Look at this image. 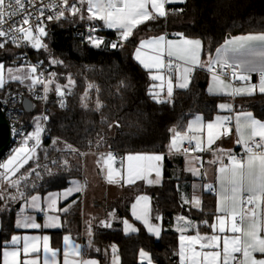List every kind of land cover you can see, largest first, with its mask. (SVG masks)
<instances>
[{"label": "snow or ice", "instance_id": "obj_1", "mask_svg": "<svg viewBox=\"0 0 264 264\" xmlns=\"http://www.w3.org/2000/svg\"><path fill=\"white\" fill-rule=\"evenodd\" d=\"M180 2L185 3L186 0H105L98 3L97 0H87V19L103 21L104 27L113 29L117 33V41L110 42L107 47L111 49L123 48L124 42L129 41L133 36L134 30L140 25L146 24L149 21H154L157 18H165L168 12L165 5L169 3ZM85 0H62V7L58 6L56 14L48 15L47 20L69 19L65 16V10L70 13L71 17H75L81 13V8L84 6ZM79 5V7H78ZM29 6L35 7L34 0H0V49L5 48V44L9 41L17 47L26 44L34 50L43 49L50 53L48 44L44 42L45 37H49L44 25L43 8L40 9V18L35 17L34 13L29 10ZM150 6V8H149ZM151 9V10H150ZM175 11L182 12L183 9ZM81 19L84 16L81 14ZM39 20L33 25L30 21ZM7 25V27H5ZM97 29L92 27L89 29V35L85 37L90 47L100 49L104 45V39L93 35ZM176 39H169L167 34L152 36L148 39H141L136 47L134 59L145 70L148 71L152 81H159V84L150 85L149 95L156 100L157 103L171 102L173 96V83L171 75L167 80V99H161V94L164 90L163 71L167 70L169 74L175 69L176 87L187 89L190 83V75L194 68L207 67L211 73L212 84L208 88V92L214 95H226L230 97L247 96L252 97L257 92L264 94V33L259 35H243L231 37L225 43L215 50V56L208 54V60L201 62L200 54L203 50L202 42L199 39H189L183 33H176ZM50 64H62L55 58L50 59ZM43 61L37 64H31L24 70V65H21L14 74L13 69L9 67L7 73L10 79L5 78V65L0 62V90L5 89L6 84L12 81H19L21 84L25 81H30L28 85L30 90L36 88L37 85H43L44 97L47 99V94L50 91V85L53 84L55 72L49 73V78H44V73L41 71L37 74V70ZM219 69V72L217 71ZM230 70V75L233 81H239L240 87H234L232 83H226L221 79L222 74H227ZM253 72L259 73L258 84L250 82V74ZM75 81L68 77V83L63 87L56 84L55 92L57 96L63 98L65 95L64 89L71 91V87ZM91 87V86H90ZM159 89V91H156ZM15 94L9 92L3 98H0V112L7 108L10 101H15ZM63 107V99L60 101ZM219 109L232 111L230 103H222L218 105ZM12 109H8V114L11 115ZM48 119L47 116L44 117ZM232 120L231 116H217L214 121L202 122V118H194L188 124V131L181 132L175 128L171 129L172 136L168 145L169 152H180L183 142L187 141L189 145L194 141V151L202 152L210 149L211 145L219 140L222 135H228L230 128L227 127ZM236 130L239 133L237 144H240L244 155L237 157L230 151L227 153L228 163L225 164L219 156L210 164L219 163L217 169V180L220 185V190L217 193L218 205L217 212L222 215L216 216L217 223L211 225L213 231L219 233L231 232L233 235H225L223 237L222 252L220 247V235L201 236L199 232L195 235H185L189 229L193 227V222L181 216L183 226L178 227L180 233L179 239V264H264V258L257 259L254 254L259 253L264 257V220L259 218L257 209L261 203H264V121L254 117L251 111H240L235 115ZM119 126V125H117ZM206 128L207 147H205L200 135H191L189 132L202 133ZM44 128L39 123V118L36 119L35 130L24 133L21 129L16 131L13 127L12 135L14 137H22L20 146L13 150V153L3 163H0V184H6L7 187H0V201H3L5 208L9 201L20 202L23 212L25 207L36 212L44 213L47 221L44 228H60V217L58 215L48 216V212H56L58 201L67 200L73 192L82 191V186L79 184L73 187H68L62 192L49 193L43 198L39 195L26 196L24 188L28 186V177L35 173L37 178H41V173L36 171L41 167L39 163L35 168L27 171V174L17 176L24 165L30 160H38L37 149L41 145V134ZM259 138V139H257ZM30 141L32 142L30 144ZM55 144L56 141L54 140ZM69 151H76L71 145L67 146ZM190 148H183L185 154L189 153ZM104 167L100 171L106 169V179L109 183H117L123 181L124 185H133L138 180L145 181L148 185L159 184L161 180V167L164 159V154H148V153H129L119 161L120 167L114 168L113 165L117 162V157L110 151L106 156L102 157ZM196 159H199L197 157ZM56 167L61 165L57 161L52 162ZM99 163V161H98ZM191 163V161H190ZM68 161L65 160L63 165L67 167ZM47 171L48 166L44 165ZM193 175H200L199 169L189 168ZM154 178H152V174ZM47 175L58 182V177L51 171H47ZM15 177V179H13ZM14 189V191H9ZM208 191L216 192L212 184L205 185ZM245 194H247L245 196ZM185 204L191 203V206L197 209L201 208V199L199 196H192L191 201L183 198ZM76 201H72L75 204ZM72 204L60 208L59 211L67 213ZM253 206L248 208L247 206ZM4 209H0L3 211ZM11 209L9 208L8 211ZM150 197L147 195H139L131 205V214L137 221H141L150 233L156 237L161 235L160 226L151 223L150 220ZM113 216V213H109ZM160 220V216L155 217ZM226 219H230V226L226 225ZM207 223V221H204ZM124 231L136 232L137 229L129 224L128 220L123 221ZM17 229H40L41 224L36 223L32 216H18L15 221ZM98 227L104 229L112 228L110 220H101ZM89 237L92 236V227L89 223ZM43 240V264H57V251L49 248V236L44 235H11L9 240L4 241L0 247L3 248L2 264H37L36 259H29L30 254H38L41 249L39 242ZM70 237H63L65 249L63 264H98L94 259H81L72 261L69 259L71 254L81 256L79 244L69 245ZM22 243V249L20 247ZM199 245L200 251L196 250ZM210 249V251H204ZM99 252V249H96ZM117 249L113 245V261L112 264H119L118 258L115 256ZM21 252L24 255V260H20ZM141 264L144 258L148 257V253L141 250L139 253ZM148 264H152L149 258Z\"/></svg>", "mask_w": 264, "mask_h": 264}, {"label": "trees", "instance_id": "obj_2", "mask_svg": "<svg viewBox=\"0 0 264 264\" xmlns=\"http://www.w3.org/2000/svg\"><path fill=\"white\" fill-rule=\"evenodd\" d=\"M177 9L183 11H175ZM70 18L71 22L59 20L48 27L49 37H45L44 42L48 44L50 53L43 49L33 52V57L43 61L56 76L49 93L51 103L46 122L49 135L37 149V152L41 148L48 149V154L46 158L35 162L41 165L36 169L41 173V178H37L35 173L28 177V186L24 188L26 196L60 192L68 188L71 180L81 178L83 161L80 151L88 153L108 150L124 156L129 153H167L171 129L185 130L188 122L196 115H202L206 121L211 120L219 112L218 104L224 98L208 94V76L204 71H197L190 87L176 92L171 102L157 103L149 95V73L134 59L140 37L148 32V27L168 34L183 33L185 37L202 39L205 50L214 52L228 36L264 33V0H186L183 4L171 6L167 17L138 29L132 39L124 42L123 48L115 50L107 47L111 38L117 35L109 30L105 32L104 45L100 49L82 42L85 32L82 26L89 23L103 28L101 21ZM51 58L63 63L52 65L49 62ZM69 76L75 84L70 92L64 89L67 95L61 98V107V99L57 96L55 87L56 84L61 87L67 84ZM1 93L2 90L0 95ZM239 100L238 109L252 111L255 116L264 120V94L242 97ZM68 145L76 151H69ZM9 151L10 148L3 159ZM65 160L68 161L67 167L63 165ZM31 161L20 169L17 176L35 168L36 164L33 166ZM53 161L59 162L61 166L56 167ZM44 165L48 166L47 171L58 177V182L47 175ZM164 172L163 184L148 189L154 211L162 215L161 237L156 239L143 228L136 234L125 235L121 230V222L112 225L110 229L100 228L98 225L103 218H98L94 222L93 233L97 242L96 249L100 251L90 249V252L103 264L109 263L113 245L117 247L121 264H141V250L150 255L154 264H179L178 235L173 224L180 213L199 223L202 233L210 232L215 196L212 193L204 194L200 209L186 207L178 197L180 179L174 178L171 166L166 162ZM145 190L147 189L143 184L131 188L122 200L125 202L120 212L126 211L129 217L128 210L134 198ZM79 198L80 195H77L68 202ZM16 204L10 205L11 210L0 215V245L15 231L13 213ZM76 217L79 215L76 214ZM74 222L78 225L79 219L70 220L69 225L72 226ZM66 229L51 233L61 236L68 230ZM59 244L54 241V245ZM2 250L0 247V264Z\"/></svg>", "mask_w": 264, "mask_h": 264}, {"label": "crops", "instance_id": "obj_3", "mask_svg": "<svg viewBox=\"0 0 264 264\" xmlns=\"http://www.w3.org/2000/svg\"><path fill=\"white\" fill-rule=\"evenodd\" d=\"M69 3H72V0H69ZM179 4H183V3L174 2V3L166 4L165 9L168 12L169 8L171 6H175V5H179ZM78 7H79V5H78ZM149 8H150V6H149ZM81 14L84 16V19L80 18ZM69 16H70V13H69ZM87 16H88L87 0H85V4L81 8V13H78L75 17H72V18H77L80 20H89V19H87ZM160 19H162V18H157L154 21H149L146 24L140 25L137 29L134 30V34H133L132 38L135 36V33L138 29H140L141 27L146 26L148 24H151L153 22H156ZM93 20H95V19H93ZM95 21H100V20H95ZM101 22H102L104 29L116 32L113 29H108V28L104 27L103 21H101ZM153 30L154 29L152 27H148L147 28L148 32L145 33L142 37H140V40L141 39H148L152 36H158L161 34H167V37L169 39H176L177 38L176 36H171L168 33H164L162 31H153ZM251 34L259 35L262 33H251ZM232 37H234V36H232ZM187 38H189V37H187ZM189 39L201 40L202 46H203V50L200 54L201 62H206L208 60V54L209 53H211L213 57L215 56V51L209 52L208 50H205V45H204V42L202 39H200V38H189ZM134 53H135V51H134ZM193 71H194V75L197 71L206 72V75L208 76V84H207V92H208V88H209L210 84H212L213 82L211 80V73L208 72L207 67H205V68L197 67V68H194ZM163 75L165 77V80H164V90L161 94V99H167V80H168L169 75H171L172 83H173V96L178 91L187 90L190 87L191 82H192L190 80L189 87L187 89H180V88L176 87V83H177V81H176L177 73L176 72H172L171 74H169L167 71L164 70ZM250 77H251L250 82L252 84H258L259 73L253 72L250 74ZM221 79L225 80L226 83H232L234 87L243 86L241 84H236L233 80H228L226 78H221ZM154 83L159 84L160 82L151 80V85ZM156 91H159V89H156ZM208 94L211 96L224 98V100H221L219 102V104L230 103L232 105V111L229 112L227 110H221L218 107L219 112L211 120L206 121L202 115H196L190 121H192L194 118L198 117V118H202V122L206 124L207 122L214 121L217 116H221V117L231 116L232 117V125L229 127L231 131L228 135H222L219 140H216V142L211 145L210 149L202 151V152H198V153L204 154L202 160L196 159L197 157L195 155L185 154L183 152L184 145L188 143L187 141H184L180 152H175V151L169 152V149H168L167 153H163L164 159L162 161L161 180H160L159 184L148 185L145 181L138 180L133 185H124L122 180H119L117 183H109L106 179V169L103 172L100 171V169L102 167H104L102 157L106 156L107 153L110 151L105 150L103 152H88L82 157V161H83L82 177L81 178H75V180L73 179V181H81V182L88 181V188L87 187L84 188V186H83L82 193L79 194V192H73V194L67 200L58 201L57 211L47 213L48 216L58 215L60 217L61 227L60 228H44L43 225L48 221H47L46 215L44 213H42L41 215H38V218L41 221L40 222L35 221L36 223H39L42 225V227L40 229H17L15 227L16 218L14 217L13 223H14L15 231H13V233L11 235L15 234V235H20L21 237H23L24 235H39L41 237H43L44 235H48L49 236V242H48L49 248L54 250V251H57V264H63V259H64L63 253H64V249H65L63 237L65 235H68L70 237L69 245L79 244L80 249H81V256L77 257L74 254H71V248H70L69 249V251H70L69 259L70 260L78 261L81 259H94L98 262V264H103L102 261L97 256H95L94 254H92L90 252V248L87 247L86 242H84V239H82L81 237H78L77 235L73 234L72 232L68 231L67 229H66L67 231H65L61 236H54L51 233L53 231H59V230H63L66 228V226H65L66 213L60 212L59 209L63 208L61 206L63 204H65V202H68L73 197L80 195V198L78 200H76L74 207H76L75 209L78 208L80 213H82V215L86 214V216H88L90 218L91 222L94 223L98 218H103V220H105V221L110 220L112 225L121 222L122 223L121 230H122L123 234H125V235L136 234V233H138L140 228H143L150 236H152L156 239L160 238L162 235V232H163L162 215L159 214L158 212L154 211L153 200L151 198L150 193H148V189L149 188H156V187H159L163 184L164 173H165L164 172L165 162L168 163L169 166H171V174H173L174 178L180 179V182L178 183V185L180 187L178 197H179L180 202L184 206L194 208L191 206V203L185 204L183 202V198H187L189 201H191L192 196H194V195L199 196V198L201 199V205H202L204 194L212 193L215 196V209H214V216H213V220H212L211 225L213 223H217L216 216L222 215V213L217 212V205H218V199H219L217 193L220 190V185H219V182L217 180V175H218L217 169L220 165H219V163L210 164L209 161L215 160L219 156L220 158L223 159V162L225 164H227L228 163L227 153L230 151L232 154H234V153H236L242 149V146L240 144H237V140L239 139V133L236 130L235 115H236V113H238L240 111H249V110L238 109L239 104H240L239 99L242 97H247V96H236L233 98V97L226 96V95H214V94H210L209 92H208ZM256 94H260V93L257 92ZM173 96H172V98H173ZM253 115L255 118H257L261 121H264L263 119H260L257 116H255L254 113H253ZM189 122H188V124H189ZM188 124H187L186 129L182 130L181 132H187L188 131ZM177 131H180V130H177ZM188 134H189V136L200 135L202 137V140H203L205 147H207L206 128L202 133L193 131V132H189ZM194 144H195V142L193 141L192 142L193 147H194ZM148 154H161V153H148ZM9 156H7L5 158V161L7 160V158ZM98 161H99V163H98ZM190 161H191V163H190ZM115 165H116V163L114 164V166ZM117 165H118V163H117ZM190 167L199 169L200 175H198V176L193 175V173L191 171H189ZM154 175L155 174L153 173L152 178H154ZM73 181L71 180V182H73ZM71 182H70V184H71ZM141 184H143L145 186V189H147V190H145L141 194H138L137 196L147 195L150 197V208H151L150 220H151V223L158 224L160 226L161 235L159 237H156L153 233H150L148 231L147 227L141 221L135 220V218L131 214V206L128 210L129 217H128L126 211H122V213L120 212V209L123 207V202H125V201L122 202V200L125 197V195L128 194L127 192L131 188H133L135 186H139ZM208 184H212L213 187L216 189V192L206 190L205 185H208ZM60 192H62V191H60ZM46 195H48V193L45 195H42V198H44ZM246 195L247 194H245V196ZM136 197L134 198L133 203L135 202ZM42 201H43V199H42ZM70 204H72V202H70ZM72 207H73V204H72ZM194 209H197V208H194ZM257 211L259 214V218L264 220V203H261L260 208L257 209ZM109 213H113V216H109ZM156 216H160L161 219L156 220L155 219ZM181 216H183L186 219L193 222V227L191 229H189L187 232H185L184 233L185 235H195L197 232H199L201 236H212V235H220L221 236V240L219 242L220 243L219 249H211V250H220L222 252L223 237L225 235H228V236L233 235L229 231H226L225 233H219L217 230L214 232L211 225H210L211 230L209 233H202L200 230L199 223L193 221L186 214L180 213L179 215H177L175 217L174 224H173V229L177 232L178 237H179L180 233L177 231V228L183 226V223H184L182 220L178 219V217H181ZM125 219L128 220L129 224H131L133 227H135L137 229L136 232L125 233L124 224H123V221ZM230 223H231L230 219H226V225L230 226ZM54 241H58L60 244L54 245ZM22 243H23V241H21V245H20L21 249H22ZM39 246H40L41 251L38 254H30L28 258L29 259H36L37 264H43V262H44L43 240H41L39 242ZM112 249H113V246L111 247V256H110L108 264H112V261H113ZM116 249H117V247H116ZM196 250L200 251L199 245L196 246ZM204 251H210V249H204ZM2 252H3V250H2ZM178 253H179V239H178V250H177V259H178V263H179ZM254 255L256 256L257 259L264 258L259 253H256ZM115 256L118 258L119 264H121L120 257L118 255V250L116 251ZM149 256L144 258L143 263L148 264L149 258L151 259V257H149ZM24 258L25 257L23 255V253L21 252L20 260L23 261ZM152 264H154L153 261H152Z\"/></svg>", "mask_w": 264, "mask_h": 264}, {"label": "built area", "instance_id": "obj_4", "mask_svg": "<svg viewBox=\"0 0 264 264\" xmlns=\"http://www.w3.org/2000/svg\"><path fill=\"white\" fill-rule=\"evenodd\" d=\"M35 7L32 8L29 6V10L34 13L35 17L40 18V9L43 8L44 11V16L42 19L44 20V25L46 27V31L49 26L55 24L58 22L56 19H53L52 21L47 20L48 15H55L56 12L58 11V6L62 7V0H34ZM65 16L70 17L69 13L67 10H65ZM60 20H65L67 22H71V18L69 19H60ZM39 20H33L30 21L33 25L38 23ZM77 26H81L79 23H75ZM7 27V25H5ZM95 27L97 31L93 33V35L97 37H102L103 39L106 38L105 32L106 29L104 28H98L96 26H92L89 23H85L82 28L85 29L84 34L82 35V42L88 44L86 41L85 37L89 35V29ZM174 34H170L171 36H176ZM112 41H117V35L116 37L111 38ZM89 45V44H88ZM33 52L34 49H32L29 45H22L21 47H17L15 44L11 43L10 41L5 44L4 49H0V61L10 58L12 56H16L15 64L16 65H26L29 66L31 64H37L40 60L36 59L33 57ZM41 71L44 73V78L47 79L49 78V73H51L50 69L48 66L45 64H40L37 70V74H39ZM167 71V70H165ZM219 72V69H217ZM168 72V71H167ZM172 72H176L175 69ZM221 78H226L228 80H232L231 75H230V70H228L227 74H222ZM194 79V71H192L190 75V80L192 81ZM236 84H241L239 81H234ZM30 84V81H25V83L21 84L19 81H12L8 84H6L5 89L2 90V93L0 95V98H3L7 93L11 92L15 94V101L8 104L7 108H5L4 111H2L10 125L11 128V133L13 127L15 128L16 131H20L21 129L23 130L24 133L34 131V126H35V121L37 118L41 120V126L44 128V132L41 134V142L43 141L44 138H46L49 135V128L46 125L47 120L49 119V105L51 103L49 93L47 94V99H43L44 97V91H43V85H37L35 89L30 90L28 85ZM50 87V86H49ZM67 93H65L64 96H66ZM59 97V96H58ZM61 99V97H59ZM28 100L32 103V109L31 111H28L24 108V101ZM59 103V102H58ZM8 109H12L11 115L8 114ZM47 116L48 119L45 120L44 117ZM232 125V120L229 122L227 127H230ZM22 137H14L12 135V144L10 147V153H13V150L20 146V141ZM259 139V138H257ZM184 148H190L189 153L187 154H192L195 155L196 157H199V160L203 159L204 154L203 153H198L194 150L193 145H189V143L184 145ZM112 153L117 157V162L118 165L119 161L121 158L124 157L123 154L119 152L112 151ZM86 154V152H81L80 155L83 157ZM238 158L244 155L243 149L240 151L234 153ZM5 161V158L0 160V163H3ZM2 171V169H0ZM248 208H252L253 206L249 205L247 206Z\"/></svg>", "mask_w": 264, "mask_h": 264}, {"label": "rangeland", "instance_id": "obj_5", "mask_svg": "<svg viewBox=\"0 0 264 264\" xmlns=\"http://www.w3.org/2000/svg\"><path fill=\"white\" fill-rule=\"evenodd\" d=\"M98 3H101V2H105V0H97ZM246 35H249V34H246ZM236 36H243V35H236ZM234 36V37H236ZM132 38V37H131ZM130 38V39H131ZM229 39V38H228ZM16 56H12L10 58H6L0 62L4 63L5 65V78L6 79H10L9 76H8V73H7V69L9 67H11L13 69V73L14 74H21L19 72H17V69H19L21 67L22 64L20 65H16L14 62H15V59ZM27 67L26 65H24V70L27 71ZM240 87V86H239ZM36 123V121H35ZM39 123L41 124V120L39 119ZM34 130H35V126H34ZM31 144V143H30ZM48 152V149H43L41 148L38 152H37V155H38V160H42L44 157L46 158L47 156V153ZM12 153H8L7 156L11 155ZM6 156V157H7ZM38 160H35V161H31L33 162V166L36 164L35 162H37ZM118 162H116V165L113 167L114 168H119L120 166L117 165ZM27 165V164H26ZM24 165V166H26ZM28 171V170H27ZM27 171H25L23 174H27ZM75 180V179H74ZM73 181V180H72ZM76 184H79L82 186V190H83V186L84 188H88V181H84V182H81V181H73L71 182V184L68 186V187H73L74 185ZM7 186V185H6ZM4 184H0V187H6ZM49 193H57V192H49ZM48 193V194H49ZM82 193V191L79 192V194ZM34 195H39L41 197V203H42V206H44L43 204V201H42V195L40 194H34ZM21 202V201H20ZM0 203H2V205L0 206V209H4L3 211H0V215L5 212V211H8V209L10 208V205H14L16 204L17 202H12V201H9L8 204H7V208H5V204L3 201H0ZM19 203V202H18ZM17 203V204H18ZM16 204V205H17ZM68 204H70L69 202H65L64 204V207H66ZM15 205V206H16ZM76 207H74V204H73V207L66 213V219H65V226L68 230L72 231L73 234L77 235L78 237H81L82 239L85 240L86 244H87V247L90 248V249H96V239H95V236H94V233H93V225L94 223L91 222L90 218L88 216L85 215H82V213H80L79 210L75 209ZM20 209H21V206L19 209H16L15 207V211L13 213V217L18 218V216H32L34 217V220L35 221H38L40 222L41 220L38 218V215H41L42 213L41 212H36L30 208H27L25 207L24 211L23 212H20ZM76 214L79 215V217H76ZM77 219H79V224L77 225V222H74L73 225L71 226V224L69 225V222L70 220H75L77 221ZM89 223H91V227H92V236L89 237L88 235V228H89ZM0 228H1V225H0ZM113 251V249H112ZM149 256V255H148ZM150 257V256H149Z\"/></svg>", "mask_w": 264, "mask_h": 264}, {"label": "water", "instance_id": "obj_6", "mask_svg": "<svg viewBox=\"0 0 264 264\" xmlns=\"http://www.w3.org/2000/svg\"><path fill=\"white\" fill-rule=\"evenodd\" d=\"M230 38V36H228ZM24 108L28 111L32 109V103L28 100L24 101ZM12 144V133L10 125L3 112H0V160H2L4 154L8 151ZM22 201L16 205V209H19Z\"/></svg>", "mask_w": 264, "mask_h": 264}]
</instances>
